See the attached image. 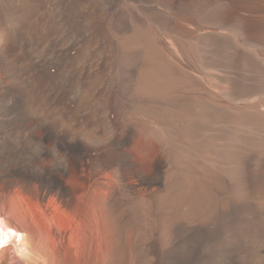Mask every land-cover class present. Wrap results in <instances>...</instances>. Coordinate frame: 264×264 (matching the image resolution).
Listing matches in <instances>:
<instances>
[{
	"label": "rangeland",
	"instance_id": "rangeland-1",
	"mask_svg": "<svg viewBox=\"0 0 264 264\" xmlns=\"http://www.w3.org/2000/svg\"><path fill=\"white\" fill-rule=\"evenodd\" d=\"M109 2L117 15L111 36L128 52L105 46L82 60L87 78L76 80L65 104L44 96L31 103L58 123L68 145L47 141L40 158H84L91 150L92 158L112 160L108 171L123 178L109 207L111 235L119 233L111 264H168V251L183 247L197 261L228 232L221 209L246 200L264 205L263 183L235 188L226 178L233 153L264 155V0ZM18 80L9 69L8 81ZM75 99L92 104L93 123L62 115ZM6 104L0 82V109ZM30 147L35 152L38 143ZM191 230L206 233L181 240Z\"/></svg>",
	"mask_w": 264,
	"mask_h": 264
},
{
	"label": "bare ground",
	"instance_id": "bare-ground-1",
	"mask_svg": "<svg viewBox=\"0 0 264 264\" xmlns=\"http://www.w3.org/2000/svg\"><path fill=\"white\" fill-rule=\"evenodd\" d=\"M109 3L0 0V82L7 92L6 107L0 109V215L16 229L10 237L0 229V264H111L117 259L119 233L111 235L109 207L120 199L123 177L117 169L108 171L112 160L92 158L91 150L84 158H40L49 149L47 141L61 148L68 145L58 135V123L31 107L43 96L63 103L76 80L87 78L83 61L92 53L105 46L122 55L128 52L111 36L115 12ZM9 69L16 71L18 81H8ZM62 115L88 123L96 119L92 104L76 99L66 102ZM33 142L38 143L35 152ZM231 158L226 178L235 188L264 184V155L250 158L237 151ZM218 214L221 224L229 227L219 247L197 261L187 255L186 247L170 249L164 256L168 264H264V205L240 201ZM205 233L191 230L181 240H197Z\"/></svg>",
	"mask_w": 264,
	"mask_h": 264
},
{
	"label": "clouds",
	"instance_id": "clouds-1",
	"mask_svg": "<svg viewBox=\"0 0 264 264\" xmlns=\"http://www.w3.org/2000/svg\"><path fill=\"white\" fill-rule=\"evenodd\" d=\"M0 229H2L4 237H10L11 234L16 231V229H14V227L11 225L9 219L4 215H0ZM4 247H11V245L5 243ZM21 255L27 258L28 253L24 250H21Z\"/></svg>",
	"mask_w": 264,
	"mask_h": 264
}]
</instances>
